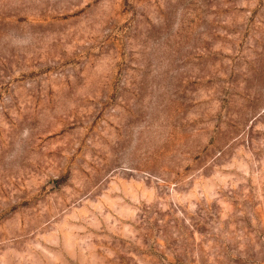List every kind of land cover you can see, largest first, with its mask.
Segmentation results:
<instances>
[{"label":"rangeland","instance_id":"1","mask_svg":"<svg viewBox=\"0 0 264 264\" xmlns=\"http://www.w3.org/2000/svg\"><path fill=\"white\" fill-rule=\"evenodd\" d=\"M0 264H264V0H0Z\"/></svg>","mask_w":264,"mask_h":264}]
</instances>
